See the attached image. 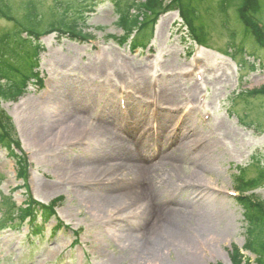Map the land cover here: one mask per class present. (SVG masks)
I'll return each instance as SVG.
<instances>
[{
  "label": "rangeland",
  "instance_id": "1",
  "mask_svg": "<svg viewBox=\"0 0 264 264\" xmlns=\"http://www.w3.org/2000/svg\"><path fill=\"white\" fill-rule=\"evenodd\" d=\"M22 1L27 0H9L17 22ZM34 1L45 12L55 0ZM194 1L199 16L194 26L205 34L206 48L193 43L177 12H167L156 23L151 46L130 52L127 43L109 37L122 36L111 0H93L94 10L82 28L93 40L71 41L57 34L39 40L44 50L34 72L42 88L29 85L17 102L0 104L13 121L19 148L13 154L26 160L27 177L18 176L16 159L0 148V264H194L190 251L174 245L161 259H144L142 248L130 240L148 229L174 241L176 233L188 236L198 264H232L234 248L256 264L255 255L243 250L247 234L236 191L264 201V94L257 91L264 86V47L244 37L235 6L227 12L229 26L222 27L220 0ZM259 1L262 15L264 1ZM261 21L264 25L263 16ZM13 27L14 22L0 19V34ZM232 31L244 54L235 53ZM252 53L259 60L253 69L246 64L253 61ZM190 113L196 116L194 124L186 122ZM123 123L136 132L148 125L155 143L170 128L168 147L181 136L195 139L189 144L209 146L216 161L201 173L206 185L139 197V204L127 203L120 214L115 210L120 204L92 208L93 194L118 195L136 187L145 193L142 178L124 176L109 184L90 179L82 185L75 174L113 163L106 143L120 141ZM83 129L90 134H82ZM57 135L62 142L54 139ZM156 151L143 165L155 164L162 173L157 161L167 150ZM132 153L124 157L126 167L136 158ZM190 159L185 157V172L191 171ZM26 200L44 206L55 201L56 217L43 224L37 216V230L27 227L28 218L22 222L10 209L11 203L22 209ZM203 227L210 230L207 246L198 230ZM256 237L264 244L263 229Z\"/></svg>",
  "mask_w": 264,
  "mask_h": 264
},
{
  "label": "trees",
  "instance_id": "2",
  "mask_svg": "<svg viewBox=\"0 0 264 264\" xmlns=\"http://www.w3.org/2000/svg\"><path fill=\"white\" fill-rule=\"evenodd\" d=\"M261 2L259 0H220L217 6L218 12L223 18L222 27L229 26L227 12L229 8L235 6L244 37L264 47V31L262 32V29L258 27V23L262 22V16L264 17V13L261 15L260 11ZM92 3L93 0H55L54 5L43 12L34 0L22 1L19 9L23 15L21 20L17 22L12 16L9 0H0V19L14 22L13 28L0 34V103L17 101L24 94L25 88L31 80L40 84L38 75L34 72L38 63V56L43 51L38 37L43 34L56 33L58 36H65L71 41L86 42L91 39V35L84 33L82 28L87 17L94 10ZM111 5L113 13L117 17L116 25L122 30V36L109 37L120 45L129 41L128 45L131 52L145 49L148 46L156 18L165 11L178 10L184 24L188 27L191 38L200 44H206L205 35L194 26V22L199 19L195 1L111 0ZM248 15L256 18V21L249 22L246 20ZM42 23H45V27H42ZM39 27L42 29H38ZM234 34V31L230 32L229 40L236 48L235 53L242 54L244 49L237 48L234 43ZM248 57L253 60L251 63H246L249 68L253 69L256 63L259 65V60L253 53L249 54ZM257 91L264 94V86ZM14 133L15 129L11 119L0 109V148H4L14 156L15 164L19 170L18 176L25 180L24 158L13 154V149H19ZM254 198L251 195L237 199V203L243 210L247 234L243 249L256 256V264H264V244H261L256 237L260 228L264 230V202H257ZM54 203L55 201L44 206L26 200L22 209L16 207L14 203L10 204V209L12 210L11 214L16 215L17 219L22 222L28 218V223L30 222L33 229L37 216L43 224L54 216ZM231 256L232 264H249L236 248L233 249Z\"/></svg>",
  "mask_w": 264,
  "mask_h": 264
},
{
  "label": "bare ground",
  "instance_id": "3",
  "mask_svg": "<svg viewBox=\"0 0 264 264\" xmlns=\"http://www.w3.org/2000/svg\"><path fill=\"white\" fill-rule=\"evenodd\" d=\"M141 105L144 108L145 104L142 103ZM190 110H192V107H189L188 111ZM194 118H196V116L194 117V115L190 113V117L187 118L186 122H191L194 124ZM147 128H149V126L145 125L136 132L132 128L126 127V125L123 123V126L119 128L121 137L120 141H117L116 143H106L108 154H111L113 157H115L113 163L106 164L102 168L91 172H85L83 170L75 172V174L81 178L80 184L82 185H85L84 183H87L86 181H90V179H97L101 181V183L109 184L112 181L116 182V179L118 180L119 177L122 178L124 176L129 179L137 178V180L142 178V181L147 185L145 188V193H143L141 188L136 187L133 190H126L125 192L118 195L113 193L93 194L91 195L92 208H94V206H98L99 204H105L108 208L120 204L118 209H115L117 210V213L120 214L128 209L126 206L127 203L132 202L133 204L131 207H133L139 204L142 200L141 198L144 196H160L161 194L168 192V190L171 188H181L183 186L200 187L206 185L202 179L201 173L205 172L206 170H211L213 167L212 161H216L213 151L209 146L197 141L189 144L195 139L192 137L183 138L181 136L177 138V140L172 143L171 146L168 147L166 144L168 142V144H170L171 142L168 134L171 130L170 128L167 129L163 135L158 136L159 140H161L159 143H155V140H152L153 138L147 132ZM85 133L90 134L88 130L83 129L82 134ZM80 136L81 135H78L76 139L80 138ZM54 139H56L58 142H62L63 136L57 135ZM51 141L46 142V146H48ZM158 149L167 150L165 153L159 154L157 161V163H160L163 166L162 173L157 171V165L155 164H150L147 166L143 165L145 160L152 156L158 155L156 151ZM131 153L134 157L136 155V158H132L131 163L128 167H126L124 162H127L128 160H125L124 157ZM187 156L192 158L190 160H193L191 165L188 164L189 168L191 169L190 172L184 171V167L186 166L185 157ZM198 163H200V165H198ZM195 169H199L200 172H196ZM198 230L200 233H203L202 235H205L206 238L210 232L209 228L204 227ZM176 234H178V236L174 241L172 238L160 236L159 231L156 229H148L146 232H144V234H140L138 237L135 236L133 238L135 240H130V242L133 247H136L137 249L142 248L144 259H161L163 251H169L174 245L175 247L177 246L176 248L183 249L186 253L190 251V256L192 258L191 262L198 264L196 261H194L197 257V251L195 250L196 247L194 243L189 239L188 236H185L182 233ZM209 242L210 238H207L205 246H207Z\"/></svg>",
  "mask_w": 264,
  "mask_h": 264
}]
</instances>
